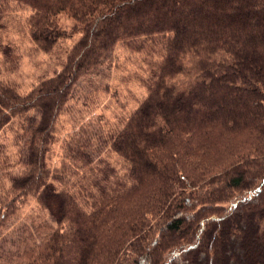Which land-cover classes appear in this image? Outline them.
Here are the masks:
<instances>
[{
  "label": "trees",
  "instance_id": "obj_1",
  "mask_svg": "<svg viewBox=\"0 0 264 264\" xmlns=\"http://www.w3.org/2000/svg\"><path fill=\"white\" fill-rule=\"evenodd\" d=\"M10 2L32 11L15 21ZM5 22L65 58L27 93L0 75V130L37 113L17 173H0V228L29 197L55 217L26 222L7 264H264V0H0ZM119 42L139 53L147 93L111 121L91 115V91H110ZM107 147L122 172L105 170Z\"/></svg>",
  "mask_w": 264,
  "mask_h": 264
},
{
  "label": "rangeland",
  "instance_id": "obj_2",
  "mask_svg": "<svg viewBox=\"0 0 264 264\" xmlns=\"http://www.w3.org/2000/svg\"><path fill=\"white\" fill-rule=\"evenodd\" d=\"M13 13L15 14V21L19 18H24L26 14L32 10L26 6H20L16 2H10ZM7 13V14H6ZM8 12H3L4 19H8ZM59 23L67 30L75 24L73 17L65 12L57 15ZM9 22H5L6 29L0 30L2 41L0 42V75L3 79H10L18 87L21 93H27L32 85L42 77L53 76L62 66L64 55L50 54L44 50L37 49L29 36L24 35L19 30L12 29ZM15 26V22L13 24ZM81 36V32H74L72 36L63 40L61 45L66 46L74 43ZM6 40L12 41L14 44V53L18 60V64L14 69L7 70L8 64L4 63L3 50ZM141 57L138 52L133 51L122 43H117L114 68L109 78L110 91L101 89H94L91 91L93 101L91 106L93 108L92 116H99L108 118L111 121L118 119L121 114L129 112L137 105V100L147 93L146 86L139 79L142 74ZM141 65V66H140ZM117 90V96L111 93ZM118 98V102L116 100ZM119 101H125V105L120 106ZM37 115L36 110H29L21 119L14 117L12 121L6 124L0 130V173L3 172V165H8L4 170L15 175L17 173V165L22 154L23 149V134L26 130L25 124L28 118ZM67 114L60 117L58 133L54 136L51 142V148L47 156V161L52 166H56L60 160L61 149L66 133L71 129L70 121L67 119ZM24 126V127H23ZM105 160L101 161L105 165V170L116 168L122 172L124 170V161L122 157L111 150L105 148V152L101 153ZM258 178H255V181ZM52 213L49 209L40 206L36 198L29 197L27 201L20 207L18 213L5 223L0 228V255L1 252L8 258L9 254L17 245L19 237L25 240L30 234L25 228L26 222L40 223L45 221H54ZM27 224V225H29ZM7 254V255H6ZM0 264H7V260L0 256ZM16 264V263H12Z\"/></svg>",
  "mask_w": 264,
  "mask_h": 264
}]
</instances>
